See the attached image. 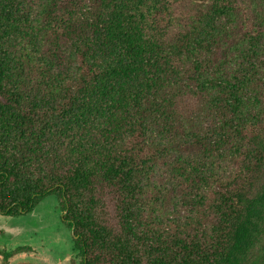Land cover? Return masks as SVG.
I'll return each instance as SVG.
<instances>
[{
  "label": "trees",
  "instance_id": "16d2710c",
  "mask_svg": "<svg viewBox=\"0 0 264 264\" xmlns=\"http://www.w3.org/2000/svg\"><path fill=\"white\" fill-rule=\"evenodd\" d=\"M50 195L79 264H264V0H0V215Z\"/></svg>",
  "mask_w": 264,
  "mask_h": 264
},
{
  "label": "rangeland",
  "instance_id": "374dc122",
  "mask_svg": "<svg viewBox=\"0 0 264 264\" xmlns=\"http://www.w3.org/2000/svg\"><path fill=\"white\" fill-rule=\"evenodd\" d=\"M61 215L53 195L42 199L24 216L0 215V251L26 249L6 264H79L71 231L63 224ZM0 264H4L1 256Z\"/></svg>",
  "mask_w": 264,
  "mask_h": 264
}]
</instances>
